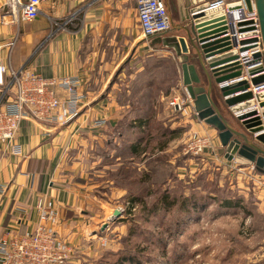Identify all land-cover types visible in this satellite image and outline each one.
Returning a JSON list of instances; mask_svg holds the SVG:
<instances>
[{
  "label": "crops",
  "instance_id": "obj_1",
  "mask_svg": "<svg viewBox=\"0 0 264 264\" xmlns=\"http://www.w3.org/2000/svg\"><path fill=\"white\" fill-rule=\"evenodd\" d=\"M135 2L43 0L38 17L30 22L10 24L0 21V63L7 67L6 86L13 72L24 69L44 78L75 79L77 91L83 96L77 115L66 125L61 127L25 119L15 139L8 146L0 144V185L5 186L0 195V238L6 234L32 232L39 223L38 202H51L56 217V224H52L55 236L75 249L69 264L92 262L88 263L95 253L90 250L89 243L95 240L97 230L105 225L108 201L123 196L122 191L108 183L106 165L98 167V182L91 178L92 166L97 160L96 155L92 160V151L96 147L103 151L109 147L107 127L114 132L119 116L117 103L110 94H104L108 73L122 62L123 65L133 64L142 50H151L149 41L145 42L140 36ZM4 10L5 0H0V16ZM167 10L170 29L166 32L165 42L169 45L173 36L185 38L187 34L179 30L176 0H169ZM168 49L167 54L175 53L172 47ZM175 56L180 69L181 58ZM179 73L181 86L169 101L186 96ZM198 73L200 86L207 90L206 78ZM217 88L218 85L213 86L211 98L218 103L230 125L237 129ZM3 90L0 88V106L13 97L12 89L5 96H2ZM54 93L62 99L67 96L61 88H55ZM171 116L176 119L170 120V116L158 119L162 131L157 136L164 139L166 135L167 138L156 149L158 154H169L173 150L177 153L184 147L188 134L198 131L209 138L211 147L195 160L222 163L231 171L232 166L246 170L247 166H238L218 154L220 144L216 130L198 120L192 107ZM110 121H113L112 125ZM138 124L139 129L134 128L138 133L127 129L131 136L138 134L140 137L145 130V133L149 132V128L143 129V121L139 120ZM121 138L122 133H118L113 143L119 146ZM144 144L140 139L131 150L134 154L138 151L144 155L143 149L140 150ZM14 148H18L19 153H15ZM252 187L256 212L264 217V188L257 182Z\"/></svg>",
  "mask_w": 264,
  "mask_h": 264
},
{
  "label": "rangeland",
  "instance_id": "obj_2",
  "mask_svg": "<svg viewBox=\"0 0 264 264\" xmlns=\"http://www.w3.org/2000/svg\"><path fill=\"white\" fill-rule=\"evenodd\" d=\"M166 36L151 39V50L139 52L133 64L122 62L108 73L104 94L117 103L119 116L114 132L107 127L109 147L92 151V160L95 155L97 160L91 178L98 182V167L106 165L108 183L123 196L108 201L105 225L89 243L95 256L88 263L264 264V217L256 212L254 182L246 170L239 175L225 164L195 160L183 154L184 147L177 153H157L167 139L157 136L162 131L158 119L175 120L171 115L179 114L167 108L181 86V69L176 53H166ZM139 120L149 132L131 136L127 129L138 133ZM118 133L122 138L116 146ZM140 139L144 155L131 150ZM131 199L136 201L132 206ZM225 201L238 206L225 208ZM117 208L121 216L108 221Z\"/></svg>",
  "mask_w": 264,
  "mask_h": 264
},
{
  "label": "built area",
  "instance_id": "obj_3",
  "mask_svg": "<svg viewBox=\"0 0 264 264\" xmlns=\"http://www.w3.org/2000/svg\"><path fill=\"white\" fill-rule=\"evenodd\" d=\"M42 1L5 0V10L0 16L1 23L17 24L20 21L30 22L36 19ZM135 1L138 29L143 40L150 41L169 31L170 18L164 0ZM250 1V11L247 10L244 0H211L203 10L221 9L225 26L228 27L221 37H228L232 41L231 50L237 55L235 62L245 67L239 77L218 84V88L241 81L250 82L252 78L264 75L260 26L253 2ZM232 6L238 7L230 8ZM257 55L260 56L256 57ZM261 65H263L261 71L248 75V69ZM6 73L7 67L0 63V88H4L2 96L11 89L13 91V97L0 106V144L8 146L15 139L20 124L25 119L62 127L77 115L83 100V96L77 91V80L44 78L32 71L22 69L12 73L11 81L6 86ZM55 88L63 89L66 98H58L54 93ZM246 92L251 93V99L237 104L236 107L250 102L254 105L232 112L234 119H240L238 122L261 115L258 103L264 101V82L255 86L249 83L247 90L230 97ZM226 98L228 97H224L223 100ZM168 106L174 112L181 114L188 107H192V101L186 94L184 97H175L168 102ZM253 113L256 115L250 116ZM263 133L264 124L262 130L255 135ZM210 147L207 136L201 135L198 131H191L184 144L183 153L200 157ZM13 151L19 153L18 148H14ZM231 169L237 174L241 171L236 167ZM244 174L264 188V176L259 175L253 166H248ZM4 190L5 186L0 185V195ZM37 209L39 223L32 232L6 234L5 237L0 238V264H69L75 249L70 243L55 236L52 224H56V217L52 203L43 204L39 201Z\"/></svg>",
  "mask_w": 264,
  "mask_h": 264
},
{
  "label": "water",
  "instance_id": "obj_4",
  "mask_svg": "<svg viewBox=\"0 0 264 264\" xmlns=\"http://www.w3.org/2000/svg\"><path fill=\"white\" fill-rule=\"evenodd\" d=\"M210 1L176 0L180 18L179 30H183L187 35L185 38L173 36L169 39L171 42L169 46L181 58L182 85L192 101L193 112L198 120L211 126L217 132L220 144L218 154L238 166H253L259 175L264 176V133L255 135L263 128L264 101L258 103V107L261 108L260 116L242 122H238L240 119H235L237 125V129H235L221 114L218 103L211 98L210 93L213 86L239 77L245 67L235 62L237 55L235 51L231 50L232 41L228 37H221L228 30L221 9L203 11ZM244 2L247 10L250 11L251 1L244 0ZM252 2L260 26L264 63V0H252ZM236 7L238 6L230 8ZM258 56L260 55L256 57ZM221 65L223 66L218 67ZM262 69L263 65L250 68L247 73L253 75ZM198 72L206 78L207 90L200 86L201 79ZM262 82H264V75L254 77L250 82L241 81L217 88V92L221 98L228 97L223 103L232 114L239 108L250 107L254 103L250 102L236 107L237 104L251 99L252 95L249 92L235 97L230 96L247 90L249 83L255 86ZM254 115L256 114L253 113L250 116ZM112 124L113 121H110V125ZM120 216V209L117 208L108 221H113Z\"/></svg>",
  "mask_w": 264,
  "mask_h": 264
},
{
  "label": "trees",
  "instance_id": "obj_5",
  "mask_svg": "<svg viewBox=\"0 0 264 264\" xmlns=\"http://www.w3.org/2000/svg\"><path fill=\"white\" fill-rule=\"evenodd\" d=\"M137 200V199H136ZM136 201H135V199H131V201H130V205H133V203H135ZM223 206L225 207V208H234V207H237L238 206V203H236V202H233V201H225L224 203H223ZM130 261L131 262H133V259H130ZM124 260H120L119 262H117L116 264H124Z\"/></svg>",
  "mask_w": 264,
  "mask_h": 264
},
{
  "label": "flooded vegetation",
  "instance_id": "obj_6",
  "mask_svg": "<svg viewBox=\"0 0 264 264\" xmlns=\"http://www.w3.org/2000/svg\"><path fill=\"white\" fill-rule=\"evenodd\" d=\"M169 2V0H164V3H165V5H166V7H167V3Z\"/></svg>",
  "mask_w": 264,
  "mask_h": 264
}]
</instances>
